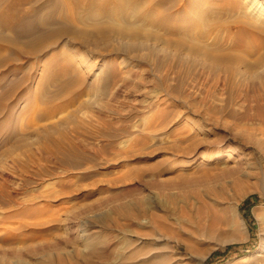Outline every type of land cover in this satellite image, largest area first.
Instances as JSON below:
<instances>
[{
    "label": "rangeland",
    "instance_id": "1",
    "mask_svg": "<svg viewBox=\"0 0 264 264\" xmlns=\"http://www.w3.org/2000/svg\"><path fill=\"white\" fill-rule=\"evenodd\" d=\"M58 1L0 66V264H264V0Z\"/></svg>",
    "mask_w": 264,
    "mask_h": 264
},
{
    "label": "bare ground",
    "instance_id": "2",
    "mask_svg": "<svg viewBox=\"0 0 264 264\" xmlns=\"http://www.w3.org/2000/svg\"><path fill=\"white\" fill-rule=\"evenodd\" d=\"M31 1L32 0H0V66H4L6 64L7 57H6L5 52L10 51V48H11L10 44L13 43L14 40L22 38L24 33L28 34L31 31H35L36 29H39L43 25H47V23L51 24L54 21V14L57 11L58 5H59L58 0H45V1H43V3L36 2L35 4H32L30 6H26V5H29L31 3ZM84 1L88 4V5L85 4L86 6H88V8L90 6L89 4H92V3L97 4V8L100 11L107 10V8H109V6H110L109 3H111V4L113 3L112 7H115L117 9H121L124 5L122 0H77V1L70 0V2L75 3V6H74L75 8L82 7L81 5H83ZM86 8L87 7H85V9ZM58 12H59V10H58ZM68 12H70V11H68ZM84 12H85V10H84ZM50 30L51 29H47L45 33L42 31V32L36 34L35 36H33L31 38V40H33V42L38 43L41 39L44 38L45 34L48 33V31H50ZM7 32L12 33L13 38H9ZM42 44H44V43H42ZM12 46H13V44H12ZM40 49H42V48H40ZM10 72H11V70H5L4 75L0 76V116H2L3 114H6L5 112L7 110V107L8 108H12V107L17 108L19 106V104H18L19 101H23V95H22V97L17 96L19 98L18 99L16 98L17 100L12 102V103L7 102V100L11 96H14L13 94L15 93V89L19 88L21 86V84L23 83V78H21V79L18 78L17 80H14V81L10 80L11 83L7 87L3 86V82L7 81ZM255 115L257 117H259V119L262 123H264V106H259L256 110ZM245 118L248 119L250 117H249V115H247V116H245ZM250 119L252 120V118H250ZM8 120H11L10 114H8V116L5 118L0 119V125L6 126L8 124ZM248 132H250V131H248ZM254 135L255 136H253V133H252V135H250L252 137L248 138L247 141H245V142H247L248 144L249 143L252 144L253 146L257 147L258 149H260L264 152V140L260 137H257L255 132H254ZM233 138H237V137L233 135ZM5 139H6V137H5ZM242 142H244V141H242ZM206 143H207L206 146H208L209 148H214V149L216 148L215 149V151L217 152L216 155L219 158H223L225 156L227 158H231V156L234 153L232 145L230 144L231 140L226 139L225 137L219 139L217 142L214 140V141H208ZM233 158H235L234 160H236V161H239L241 159V157L239 155H237L235 157L233 156ZM256 213H257V211H256ZM160 226H162V228H160V230H158V231L161 232V236H163V238L164 237H171L169 235V232H170L169 229L170 228H168V230H167L164 223H163V225L161 224ZM83 230L84 229H82V231ZM146 235L150 236L149 233ZM188 239H185V240L181 239V241H183L185 243V245L187 246V250L190 251V250H193L194 248H197L199 240H197V239L188 240ZM169 251H171V250H169ZM157 254H160V253H157ZM155 255L151 256V258L152 257L156 258L157 256H155ZM175 258L176 259L180 258L179 253L175 252L174 257L172 256V258L169 259V261H172ZM160 260L158 262H160ZM163 260H166V259H163Z\"/></svg>",
    "mask_w": 264,
    "mask_h": 264
}]
</instances>
